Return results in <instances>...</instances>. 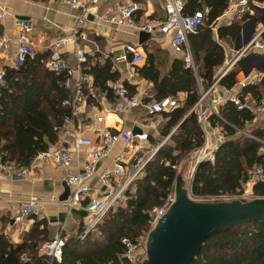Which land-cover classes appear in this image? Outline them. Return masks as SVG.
I'll return each mask as SVG.
<instances>
[{
    "label": "trees",
    "instance_id": "16d2710c",
    "mask_svg": "<svg viewBox=\"0 0 264 264\" xmlns=\"http://www.w3.org/2000/svg\"><path fill=\"white\" fill-rule=\"evenodd\" d=\"M229 3L230 0H186V14H194L204 7L209 9L204 26L189 38L200 65V77L209 83L225 60L224 50L215 40L212 27L229 8ZM247 19L221 25L218 28L220 42H234ZM153 62L151 59L141 71L154 83L159 98L187 93L184 105L167 114L169 121L165 134L168 135L195 105L199 91L194 74L184 69L181 61L176 60L165 77H161ZM244 65L243 62L241 68ZM235 69L236 66L232 74L222 80L223 85L230 88L236 84ZM91 74L102 90L107 89L109 80L116 78L109 63L103 67L96 65ZM65 79V74L49 72L38 59L27 62L20 69L7 71L6 86L0 92L1 165L28 166L38 153L58 141V131L69 114L62 103L71 97L65 88ZM243 92L260 101L264 98V79L259 84L248 85ZM221 115L226 124H220L230 135L234 134L231 127L242 129L255 120L251 112L239 111L233 103H227ZM253 132L264 141V130L259 128ZM171 140L173 145L160 150L148 164L126 207L111 210L96 231L84 239L67 238L61 262H52L40 251V244L50 241V230L44 220H35L18 244L0 232V264H129L123 256L126 247L122 240L126 238L138 244L139 237L152 229V210L164 206L174 191L177 178L174 167L179 158L201 149L203 133L193 113ZM255 166L264 171V144L247 137H233L219 148L214 161H203L198 165L192 184L193 196L206 199L243 195V184L248 182ZM254 193L264 197V182L257 183ZM190 264H264V223L219 228L206 240L198 258Z\"/></svg>",
    "mask_w": 264,
    "mask_h": 264
},
{
    "label": "built area",
    "instance_id": "2783aa9c",
    "mask_svg": "<svg viewBox=\"0 0 264 264\" xmlns=\"http://www.w3.org/2000/svg\"><path fill=\"white\" fill-rule=\"evenodd\" d=\"M123 1L124 3L119 7L111 9L105 15H99L96 12V7L99 6L101 0H66L70 7L81 10L82 15L70 35L57 38L49 45L51 55L46 61V68L57 75L65 74V88L73 91V98L71 100L67 99L62 103V107L69 109L71 113V116L66 117L64 120L67 129L68 123L74 124V120L79 117V105L85 99L84 89L87 81L83 70L88 63V56L100 52L95 36L90 34L88 30V15H92L97 23L112 27L116 32L122 29H131L151 35H170L172 36V46L176 53H183L189 48V37L200 31L209 15V9L197 11L194 14H186V0H164L165 16L155 22L149 21L142 24L135 19V16L140 11V5L131 0ZM231 7H233L232 11L235 10L238 16L245 14L254 16L257 10L262 9L260 4L247 0H230L229 10ZM229 10L227 14L230 12ZM8 15H10L9 11L3 10L0 14V19H4ZM17 25L21 29V35L17 39L18 47L14 54L13 63L16 69H20L27 62L34 61L37 53L33 42L28 37L33 28L26 21H18ZM262 33L256 35L250 45L242 49L240 53H235L233 59L225 62L221 73L207 90L200 89V99L192 110V113L196 115L198 124L205 133L204 145L200 150V162L214 161L215 154L219 148L233 137L245 136L264 144L262 139L253 134L257 127L264 130V98L257 101L251 94H244L243 92L244 88L249 85L247 83L258 81L260 75L249 77L247 82L239 83V86L235 88H227L221 84V81L233 72L232 68L238 66L245 54L248 52H264ZM11 42L10 38L0 34V55L10 52L12 48ZM68 46L74 47L78 68L72 67L67 61L66 48ZM144 60L145 57L138 52L136 45L126 44L123 53L114 58L113 63L115 67L119 65L134 67ZM183 62L186 69L195 70L194 61L190 53L184 57ZM6 74V69H0V92L6 86ZM76 76L78 79L74 82ZM114 92L117 97L116 110L120 113H126L133 107L142 104L137 97L130 96L129 91L124 86L117 85L114 87ZM90 101L96 102L94 95L91 96ZM227 103H233L239 111L251 112L255 117L254 121L260 119L258 123L261 124L263 122V126L260 127L257 125L258 123H255L242 129L231 127L234 129V134L230 135V132L220 125V121L226 124V120L221 116L220 110ZM144 106L148 114L154 116L178 108L179 103L176 99L167 98L162 101H153ZM102 121L103 118L98 117V122ZM98 132L100 142L97 144L92 137H86L75 129H71L66 134L67 140H63L60 144L40 152L30 165L16 167L13 164H7L0 171V178L6 176L13 181L17 179L27 180L30 176L41 173L43 168L48 165L64 169L66 172L64 182L68 186L74 187L70 198L66 202V206L69 210L81 209L90 217L84 232L79 237L80 239H84L91 230L96 228L111 210L117 209L128 201L132 187L144 177L146 167L154 156L152 149L143 153V155H137L133 159H129L126 153L117 155L114 159V167L107 169L100 177L101 183L106 190L103 197L92 198L93 188L88 184V181L95 176L99 162L109 157L114 148L120 143L129 147L136 141L148 139V135L134 134L133 131L102 129ZM83 148L86 151V157L83 164L78 165L79 167L81 166L82 172L74 174L71 166L74 161L79 159L80 151ZM207 151L208 153L206 154ZM260 181L264 182V171L261 167L255 166L246 184L255 186ZM172 201L173 197H169L164 206L156 207L152 210V227L162 219ZM41 204L40 199L36 196L15 202L14 223L20 224L25 219L42 220L43 208ZM66 240L65 227H60L54 238L44 243L41 252L47 255L52 262H61ZM122 243L126 247V253L123 255L124 259L129 264H140L138 259L140 246L126 238L122 240Z\"/></svg>",
    "mask_w": 264,
    "mask_h": 264
},
{
    "label": "crops",
    "instance_id": "0c3cea01",
    "mask_svg": "<svg viewBox=\"0 0 264 264\" xmlns=\"http://www.w3.org/2000/svg\"><path fill=\"white\" fill-rule=\"evenodd\" d=\"M131 1L140 5V11L135 16L138 23L145 24L149 21L155 22L165 16L164 0ZM122 3H124L123 0H101L99 6L96 7V12L99 15H105L111 9L119 7ZM261 6L263 7L264 4H260V7ZM229 8L226 10L224 15L227 14ZM205 9L208 8L204 7L198 11H203ZM3 10L9 11L10 15L4 19H0V34L12 40V48L10 52H5L0 55V69H6L7 71L9 69H16L14 67L13 58L18 47L17 39L21 35V29L17 25L18 21H26L33 28V31L29 33L28 37L34 44V48L37 53L36 59L41 61L46 68V61H48L51 55L49 45L57 38L70 35L71 31L77 26L79 17L82 15L81 10L70 7L66 3V0H0V14ZM258 12H260V10H257L254 16L248 14L243 16L237 15V18H235L237 20L245 17L248 19L242 24V32L235 40L236 44H234L232 49H230L231 44L229 45L227 43L230 48L227 45H225V47L222 42L220 43L218 38V28L225 24L219 25L218 21L215 26L216 29L213 30L212 27L214 38L223 48L225 53L224 64L227 60L233 59L235 53H240V51H242L247 44L252 42L257 34L262 32L264 33V16L258 15ZM224 15L220 17V19H223ZM87 20L89 22L88 30L90 34L95 36L100 52L95 54L93 53L88 56V63L85 65L83 70V74L86 77L87 82L85 83L84 89V102L79 105V117L74 120V124L71 122L68 123V129L65 123L63 124L62 128L58 131V141L49 148L60 144L63 140H67L66 134L71 129H75L78 133H82V135L86 137H92L97 144L100 142V135L98 131L102 129L133 132L136 130L140 131L141 134H146L148 136L150 133L153 137L152 141L155 139V141L158 142H161L163 139L162 134L164 137L168 136L171 139L172 135L180 128L183 121L186 120L190 114H192L193 107L197 104L201 96L200 89L203 88L207 90L210 87L213 81H215L221 73L224 64L216 69L214 77L209 83L200 77V65L196 62L190 44V39L189 48L183 53H176L172 46V36L170 35L150 34L151 38L141 44V32H136L131 29H122L116 32L110 26L97 23L92 15H88ZM231 23L232 22H229L227 24ZM243 37L244 41L240 44L239 42L243 39ZM126 44L136 45L138 52L143 54L145 60L134 67L130 65H119L115 67L113 60L123 53V49ZM86 50L89 51L88 48H86ZM188 53H190L193 58L195 70H187L192 71L194 74L197 82V89L199 91V97L180 125L172 129L171 132L166 135L165 131L169 121L167 114H170L175 109L168 110L162 114L150 116L144 105L153 101H162L163 99L171 98L176 99L180 107L184 105V102L187 99V93L179 92L176 96L169 95L167 98H159L154 83L146 77L145 73H143L141 69L147 67L150 60L153 59V67L157 68L161 77H165L171 70L176 60L181 61L184 69H186L183 59ZM263 53L264 52H248L242 57L238 66H236L237 70L235 69L237 74L236 84L233 86L234 88L239 86V83L244 81L247 82V79L249 77H253L254 75H260V79L254 83L252 82L247 84H259L264 79ZM229 55L230 58L228 57ZM66 58L69 65L74 68H78L73 46H68L66 48ZM251 61H257L259 64L252 65ZM243 62L245 65L241 68L240 66ZM108 63L111 66L112 74L116 75V78L109 80L107 82V89L102 90L96 85V79L95 76L91 74V69L96 65L103 67ZM238 67L240 68L238 69ZM217 70L221 71L216 73ZM241 71L242 73H240ZM77 79L78 78L76 76L74 82ZM117 85L124 86L129 91V95L137 97L142 104L133 107L126 113L118 112L116 110L117 97L114 92V87ZM222 86L229 88L223 84ZM68 91L71 94V97L68 100H71L73 98V91ZM92 95H94L96 99V102L94 103L90 101ZM225 106L221 107L220 112H222ZM161 115L165 118L167 117V122L163 125V128L162 125H159L156 122V118ZM70 116L71 113L69 110L68 117ZM98 117H102L103 121L98 122ZM159 126L163 129L162 134H158L157 132L154 133V131H158ZM198 126L203 133L202 148L204 145L205 133L199 124ZM153 147L154 146L150 142L149 138L144 141H136L129 147L123 145L122 143L118 144L109 157L104 158L99 162L95 176L88 181V184H90L93 188L92 198L103 197L106 190L101 183L100 177L107 169L114 167V159L117 155L120 153H126L129 159H133L137 155H140L142 151L145 153L150 151ZM85 152L84 148L81 149L79 159H77L78 161L76 160L73 162L71 170L74 174L82 172V169H80L81 166L79 167L78 165L83 164L86 157ZM3 166L5 165L0 164V171ZM65 176L66 172L64 169L53 165L45 166L41 173L32 175L27 180L17 179L12 181L6 176H2V178H0V232L5 233L16 244L22 241L23 234L29 231L34 224L35 219H25L20 224L14 223L13 215L15 211V202L19 200H26L31 196L38 197L42 203V220H44L48 225L51 235V238H49L50 240L54 238L60 227H65L66 236L73 235L75 232L77 233L80 228H85L86 224L90 221V217L81 209L75 208L69 210L66 206V202L70 198V194L74 190V187L68 186L64 182ZM135 187L136 185L132 187L130 195L133 193ZM126 204L127 202L120 207H126Z\"/></svg>",
    "mask_w": 264,
    "mask_h": 264
},
{
    "label": "water",
    "instance_id": "95a60500",
    "mask_svg": "<svg viewBox=\"0 0 264 264\" xmlns=\"http://www.w3.org/2000/svg\"><path fill=\"white\" fill-rule=\"evenodd\" d=\"M247 1L264 4V0ZM140 38L142 44L151 35L141 32ZM134 134L141 133L135 130ZM197 159L201 163L200 152ZM251 223H264V198L195 200L190 197L184 174L180 173L176 178L173 201L150 230L145 256L139 263L190 264L198 258L206 240L216 230Z\"/></svg>",
    "mask_w": 264,
    "mask_h": 264
},
{
    "label": "rangeland",
    "instance_id": "374dc122",
    "mask_svg": "<svg viewBox=\"0 0 264 264\" xmlns=\"http://www.w3.org/2000/svg\"><path fill=\"white\" fill-rule=\"evenodd\" d=\"M233 7H231V9L229 10L230 12H228V14H225L224 15V17H223V19H220L219 20V22H218V24L220 25V24H227V23H229V22H233V21H239V20H237V19H235V18H237V13L235 12V10L234 11H232L233 9H232ZM230 14V15H229ZM258 15H261V16H264V6L262 7V9L260 10V12H258ZM255 20V19H254ZM216 26V25H215ZM215 26L213 27L214 29L213 30H215L216 28H215ZM243 28V27H242ZM260 34V33H259ZM258 35V34H257ZM254 40V39H253ZM252 40V41H253ZM244 41V37H243V39H241L240 40V44L242 43ZM221 43V42H220ZM223 43V45L225 46V45H227V43L228 42H226V41H223L222 42ZM225 43V44H224ZM228 44H231L230 45V49H232L233 48V46H234V44H236L235 43V41L234 42H229ZM238 45V44H237ZM250 45V43L249 44H247L245 47H247V46H249ZM226 47V46H225ZM244 47V48H245ZM243 48V49H244ZM229 58H230V55L228 56ZM226 58H227V56H226ZM251 64L253 65H256V64H259V62H257V61H251ZM225 65V64H224ZM224 65H223V67H224ZM235 67V66H234ZM233 67V68H234ZM241 67V66H240ZM240 67H238V69L240 68ZM232 68V69H233ZM236 70H237V67H236ZM221 70H217V72L216 73H219ZM244 71V70H243ZM240 73H242V71L240 72ZM240 75V74H239ZM240 79V78H239ZM203 85L205 86V84L203 83ZM202 87V86H201ZM181 104V103H180ZM190 111V110H189ZM259 120L260 119H257L256 121H252V122H249L247 125L248 126H250V125H253V124H257L258 122H259ZM156 122L159 124V125H162V128H163V125H165V123L167 122V117L165 118L163 115H161V116H159V117H157L156 118ZM155 122V123H156ZM157 125V124H156ZM246 125V126H247ZM258 126H260V127H262L263 126V122H261V124L260 123H258L257 124ZM264 127V126H263ZM160 126L158 127V131H154V133H158V134H162V131H163V129H162ZM256 129H259V127H257ZM260 129H262V128H260ZM234 130V129H233ZM258 131V130H257ZM236 132V131H235ZM253 134H254V132H253ZM256 135V134H255ZM242 137H245V136H242ZM148 138H149V140H150V142L152 143V145L154 146L153 148H152V153L154 154V156H153V158H152V160H154L155 158H156V156H157V153L160 151V150H162V149H164L165 147H167V146H172L173 145V142H172V140L167 136V137H164V135L162 134V140H161V142H158V141H155V139H154V141H152L153 140V137L150 135V133H149V136H148ZM199 150H201V149H199ZM199 150H195V151H193V152H191V153H189V154H185V155H183V156H181L180 158H179V163L176 165V167H174L175 168V170L177 171V177L179 176V174L180 173H183L184 174V176H185V179H186V181H187V187H188V191H189V194H190V197L191 198H193V199H195V200H228V199H237V198H244V199H246V200H256V199H259V198H264V197H260V196H257L255 193H254V188H255V186L257 185V183H256V185L255 186H252V185H247V184H245L244 183V187H243V193L242 194H244V195H238V196H236V197H234V196H229V195H227V196H219V197H214V198H206V199H200V198H197V197H195V196H193V193H192V184H193V179H194V175H195V172H196V170H197V167H198V165L200 164V163H198L197 162V155H198V153H199ZM143 153H144V151H142V153H140V155H143ZM139 155V156H140ZM195 163V166H194V163ZM192 166H194V168H192ZM191 169H193V171L191 172ZM175 188V187H174ZM245 191V192H244ZM170 197H174V191H173V193H172V195H170ZM98 226V225H97ZM153 228V227H152ZM84 229L85 228H80L79 229V231L76 233H74L73 235H67L66 237L68 238V237H77V238H79L80 237V235L84 232ZM96 228H94L93 230H91L87 235H89L90 233H92V232H95L96 230H95ZM150 232V231H149ZM149 232H145V233H143L140 237H139V243H138V245L140 246V250H139V255H138V259H140L141 257H144L145 256V252H146V249H145V247H146V242H147V238H148V235H149ZM51 236V235H50ZM51 238V237H50ZM44 246V243H41L40 244V246H39V249H40V251H41V249H42V247Z\"/></svg>",
    "mask_w": 264,
    "mask_h": 264
}]
</instances>
